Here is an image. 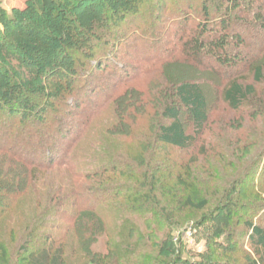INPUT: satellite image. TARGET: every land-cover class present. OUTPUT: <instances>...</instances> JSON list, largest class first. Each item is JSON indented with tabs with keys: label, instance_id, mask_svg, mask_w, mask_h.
Returning <instances> with one entry per match:
<instances>
[{
	"label": "rangeland",
	"instance_id": "rangeland-1",
	"mask_svg": "<svg viewBox=\"0 0 264 264\" xmlns=\"http://www.w3.org/2000/svg\"><path fill=\"white\" fill-rule=\"evenodd\" d=\"M203 1L143 0L136 17L111 31L113 35L120 34L117 37L122 41L115 46L113 36L109 44V48L116 47L113 52L116 62L100 72L95 63L84 67L93 87L88 96L78 99L68 95L49 102L34 98V107L46 109L42 115L38 113L24 123L8 121L5 115H0L1 144L10 149L22 148L29 142L36 144L42 137L56 139L58 147V161L53 167L36 173L27 168L24 189L20 187L17 197L8 202L10 207L6 212L5 207L0 208V244L9 252L16 248L21 232L45 213L50 193L65 194L77 189L84 196L80 205L86 202L85 209L91 206V200L99 201L95 211L99 225L87 224L79 229L98 227L110 234L125 235L133 227L150 223L161 238L160 233L167 225L158 214L164 215V212L158 211L149 220L151 204L133 202L136 194L147 196V185L156 177L159 194L166 200H161L158 209L167 206L168 212L174 215L176 225L168 228L177 242L186 245L181 252L183 259L212 264H253L255 258L247 244L243 222L264 229V155L258 161L259 166L249 167L264 147V119L252 121L244 115L240 120L239 115L234 116L222 101V90L230 80L237 79L244 86H252L260 98L264 93V72L261 82L253 80V69L264 61L263 21L255 18L258 4L252 8L245 3L230 14L231 19L244 24L233 26L235 34L243 37L242 44L236 48L230 38L228 48L229 52L241 53L240 64L233 71L217 69L206 61L192 60L183 50L188 35L198 23L205 22L200 7ZM0 2L8 14L12 11L11 5L23 13H28L27 8L32 6L30 0ZM207 4L213 3L207 0ZM216 7L211 6L209 28L218 24V18H214ZM181 13L189 17L183 18ZM188 82L198 84L206 97L209 124L201 144L209 150L208 160L199 155L200 145L194 150L180 151L156 142L158 128L169 124L160 117L166 104L178 110L184 131L192 134L190 116L174 96L175 88ZM59 125L67 130L65 137L59 138L56 134ZM39 145L35 147L41 148ZM212 149L223 154L219 158L221 163L219 159H210ZM37 155L31 163L36 167L45 166V160ZM111 166L118 172L112 182L104 181L107 177L104 176L100 179L99 191L93 192L99 180L91 177L92 173ZM8 168L0 160V169H15ZM233 169L240 171L239 177L248 175L243 177L238 198L248 208L238 209L239 219L233 221L230 229L232 243L226 252H219L207 247L201 236L192 240V231L195 223L220 201L222 193H228L233 186ZM14 171L22 174L17 168ZM178 176L186 182V187L177 186ZM187 195L195 200L197 197L209 199L208 209L196 212L183 208L179 198ZM137 208L140 213H133ZM70 211L67 209L66 213ZM55 224L65 226L66 221L57 219ZM53 234H56L54 229ZM81 236L78 228L68 232L67 264H88L80 247Z\"/></svg>",
	"mask_w": 264,
	"mask_h": 264
},
{
	"label": "trees",
	"instance_id": "trees-1",
	"mask_svg": "<svg viewBox=\"0 0 264 264\" xmlns=\"http://www.w3.org/2000/svg\"><path fill=\"white\" fill-rule=\"evenodd\" d=\"M30 1L32 6L27 8L28 13L14 8L9 14L0 2V115H5L8 121L19 120V123L44 113L45 107L37 109L33 106L34 98L41 97L49 102L68 95H74L78 99L82 95L88 96L93 87L88 76H85L87 73H84V67L95 63L97 72H100L116 62L113 54L116 47L109 48V44L113 36L115 46L122 41L117 37L120 34L113 35L111 31L136 17L143 0ZM210 1L217 6L214 8V18H218V24L209 28L207 21L211 18L212 5L209 6L207 0H204L200 7L205 22L198 23L188 35L183 50L192 60L206 61L217 69L233 71L240 64L241 53L229 52V39L236 43V48L239 47L243 37L235 34L233 26L244 24L231 19L230 14L245 3L252 8L258 4L255 18L263 21L264 28V0ZM184 4L187 5L186 2ZM184 14L186 13H181L183 18L189 17ZM263 72L264 61L253 69L254 82L262 81ZM174 96L190 116L192 134L184 131L178 110L166 104L160 111V117L169 124L158 128L156 142L180 151L194 150L200 145L199 155L208 160L209 150L201 144L209 124L208 106L203 91L198 84L188 82L177 86ZM222 101L234 116L239 115L240 120L244 115L252 121L264 119V93L260 98L252 86H244L237 79L226 84L222 90ZM40 121L41 124L44 123V120ZM66 133L63 125L56 129L59 138L65 137ZM0 141V160L7 165V169L12 166L22 173L20 175L15 169H0V208L5 207L6 212L10 207L8 202L17 197L20 187H25L27 168H31L32 173L52 168L58 161V147L56 139L52 137L40 138L36 143L40 144L41 148L38 149L32 142L22 148L10 149L1 144V138ZM212 150L210 155L213 158L210 159L223 158L218 150ZM237 150L240 152L241 148L238 146ZM38 153L45 160V166L39 164L36 167L31 163ZM243 154L244 152L241 154L242 159ZM263 155L264 147H261L257 160L249 167L254 169L259 166L258 161L262 160ZM219 160L218 163H221V159ZM232 171L234 182L228 191L230 193H222L220 201L195 223L192 231V240L201 236L207 247L219 252H226V248L232 243L230 229L233 221L239 219L238 209L248 208L238 200L239 188L244 183L243 177L248 175L239 177L238 169ZM116 173L118 172L113 166L92 173L91 177L99 180L92 191H99L101 178L107 176L104 181L111 183ZM147 186V196L136 194L133 202L151 204L152 208L148 210L149 220H153L158 211L164 212V215L158 214L163 216L162 220L167 225L163 228L164 232L160 233L161 238H158L159 231L153 229L154 224L150 226V223L141 228L133 227L125 235L110 234L98 227L79 229L82 225H99L95 212L98 199L91 200V206L85 209L86 202L80 205L84 196L78 192L79 189L65 194L50 193L49 200L45 203V213L21 232L16 248L9 252L0 244V264H67L66 238L70 230L75 231L77 228L82 233L81 239L79 237L80 247L88 264H212L181 257L186 245L177 242L168 228L176 225L174 215L168 212L167 206L158 209L163 197L159 194L160 186L156 177L151 178ZM177 186L186 187L181 176L177 177ZM179 202H182L183 208L204 212L208 209L210 200L198 197L195 200L192 195H187L179 198ZM67 209L72 211L68 214ZM139 211L137 208L133 213H140ZM57 219H65L66 225L55 224ZM243 228L247 244L252 248L255 258L253 264H264V229L250 222H243ZM53 229L56 234H53Z\"/></svg>",
	"mask_w": 264,
	"mask_h": 264
},
{
	"label": "crops",
	"instance_id": "crops-1",
	"mask_svg": "<svg viewBox=\"0 0 264 264\" xmlns=\"http://www.w3.org/2000/svg\"><path fill=\"white\" fill-rule=\"evenodd\" d=\"M11 7H12V9L14 8V6H13V5H11Z\"/></svg>",
	"mask_w": 264,
	"mask_h": 264
}]
</instances>
